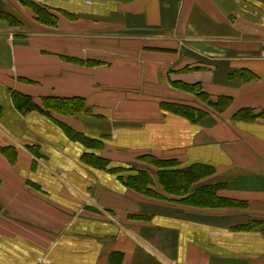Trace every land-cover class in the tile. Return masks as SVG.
<instances>
[{
    "label": "crops",
    "instance_id": "0c3cea01",
    "mask_svg": "<svg viewBox=\"0 0 264 264\" xmlns=\"http://www.w3.org/2000/svg\"><path fill=\"white\" fill-rule=\"evenodd\" d=\"M0 13V149L13 150H0V264H264V118H233L264 111V0H0ZM179 84L232 103L215 112ZM13 92L87 110L23 113ZM59 122L103 138L110 164L82 161ZM143 154L211 166L203 182L232 205L126 187L119 168Z\"/></svg>",
    "mask_w": 264,
    "mask_h": 264
},
{
    "label": "trees",
    "instance_id": "16d2710c",
    "mask_svg": "<svg viewBox=\"0 0 264 264\" xmlns=\"http://www.w3.org/2000/svg\"><path fill=\"white\" fill-rule=\"evenodd\" d=\"M32 10L36 19L40 22L46 24L56 22V16L46 8L33 4ZM0 15L4 14L0 13ZM5 16L8 18L6 14ZM252 77L250 75L244 77V79L250 80ZM178 87L196 95L204 105L218 113L225 111L232 103V98L229 96H218L216 99H212L211 95L203 91L199 85L179 84ZM12 101L15 107L23 113L38 110L48 115L55 113L62 116H79L87 110L85 100L82 98L45 97L41 100L42 105L38 106L30 97L13 92ZM160 105L164 111L176 114L189 121H196L207 114L204 108H195L181 103L164 102ZM259 117L264 118V111L255 114L249 108L240 109L233 116L235 119L250 121ZM58 124L69 139L79 142L89 150L83 154L82 161L103 168L110 164L109 160L95 154L104 147L103 138H92L64 123L59 122ZM0 150L2 153L8 150L13 151L8 147ZM11 161H14V159H11ZM119 170H124L126 187L142 195L150 197L168 195L167 197L179 203L201 208H218L223 205H232L228 199L217 196V191L221 188L220 184L203 182V179L213 174V168L206 164L195 163L181 166L175 159H162L151 154H143L137 158V162L131 167L127 169L119 168ZM156 185L160 186L162 193L156 191Z\"/></svg>",
    "mask_w": 264,
    "mask_h": 264
},
{
    "label": "rangeland",
    "instance_id": "374dc122",
    "mask_svg": "<svg viewBox=\"0 0 264 264\" xmlns=\"http://www.w3.org/2000/svg\"><path fill=\"white\" fill-rule=\"evenodd\" d=\"M229 97H231L232 99H233V97L232 96H229ZM200 101V100H199ZM201 102V101H200ZM206 112H207V109H206ZM224 112V111H223ZM208 113V112H207Z\"/></svg>",
    "mask_w": 264,
    "mask_h": 264
}]
</instances>
